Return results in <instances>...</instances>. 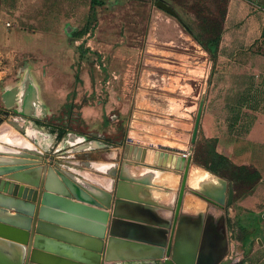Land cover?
Instances as JSON below:
<instances>
[{"label":"rangeland","instance_id":"1","mask_svg":"<svg viewBox=\"0 0 264 264\" xmlns=\"http://www.w3.org/2000/svg\"><path fill=\"white\" fill-rule=\"evenodd\" d=\"M228 2L1 0L0 147L6 148L0 150V194L17 201V183L30 190L39 183L37 189L47 191L50 180L55 189V182L66 179L70 186L114 198L121 181H127L124 194L150 186L159 208L171 214L191 155L186 216L221 211L194 192L191 173L225 180L237 196L224 210L229 244L221 264H264L262 174L217 154L216 142L201 129L192 143L200 110L203 116L209 106L229 107L245 127L253 119L246 110L264 109L256 84L214 85L217 75L236 82L246 73L255 76L239 63L242 54L237 65L222 60ZM236 43L252 44V59H260L264 28L260 36H243ZM26 63L38 84L39 119L24 116L19 106L8 108L3 100L7 87L22 82ZM218 89L229 91L216 99L207 95ZM150 173L171 179L162 183ZM4 182L14 183L12 189L1 188ZM254 187L257 193L245 196Z\"/></svg>","mask_w":264,"mask_h":264},{"label":"water","instance_id":"2","mask_svg":"<svg viewBox=\"0 0 264 264\" xmlns=\"http://www.w3.org/2000/svg\"><path fill=\"white\" fill-rule=\"evenodd\" d=\"M24 70L26 71V75L24 76L22 82L17 86L7 87L4 90L3 100L8 108L19 106L17 111H20L24 116L39 119V109L42 104L40 102L38 85L34 81L32 75L28 72L29 65L27 63L25 64ZM201 118L202 110L198 112L196 119L192 136L193 144L196 143L198 139ZM191 164L192 156L190 155L185 166L182 184L177 198L173 233L175 231L180 213L184 207V198L186 196ZM0 176L2 178V175ZM7 178L16 179L9 176H7ZM49 182L47 184V191H39L37 189L39 187V183L37 186L33 185L32 190H30L29 187L19 186V184L23 185V183L16 184L15 196H13L15 199L22 200L23 203L28 205L27 211H24L21 215L32 218V227H22L0 220V264H33L36 262L33 256L32 258L29 257L30 250H27V245L30 243L31 248L34 239L44 240L48 243H55V241L52 240L53 236L51 234L40 229V225L42 223L79 234L84 238L85 241L77 244L78 246L80 245V248H77V251L80 252L84 259L69 256L71 257L70 264H86V260H89L92 264H104L107 262L106 259L108 255L110 237L109 230L112 228L114 219L118 217H125L116 213L118 204L122 201L121 199H133L135 202H133L131 206L136 208H140L143 205H148L149 207H159L154 200L149 199L148 195H146V197H142L139 191L144 190V188L142 189L133 186L134 190L138 189L135 195L124 194L123 187L125 184H129L127 181H121L120 187L114 198L110 193L103 192L102 190V194H96L93 190L88 188H84L83 190L77 188L76 186H70L66 179H63L61 183L55 182V185L58 186L55 189L50 187L51 184H49ZM10 183L11 186H9ZM13 184L12 182H4L2 183L1 188L11 190ZM194 192L206 202L220 207L221 209H223L226 205H232L233 203V187L231 186L228 191V183L220 178L218 185L205 181L202 182L201 188H196ZM5 193L8 192L5 191ZM149 207L145 216L146 218L143 221L152 227L161 229L164 233H166L165 223L156 222L149 218V216L152 215L150 214L151 210ZM12 231L21 235L22 240L16 241L6 237V234ZM172 240L173 236L167 252L168 259L165 261V264H177L175 259L176 252L173 251L172 254ZM63 241L69 245L74 244V241L72 240L64 239ZM187 248V242L184 244H181V242L178 243L177 250L186 251ZM47 250L48 251H46V253L49 255H55V251L53 249L48 248ZM37 251H39L37 248L34 249V253ZM49 257H51L54 264H57L59 261V258H56L53 255ZM170 257L171 260L169 259ZM136 262H160V259H139L137 261H128L123 263L136 264Z\"/></svg>","mask_w":264,"mask_h":264},{"label":"crops","instance_id":"3","mask_svg":"<svg viewBox=\"0 0 264 264\" xmlns=\"http://www.w3.org/2000/svg\"><path fill=\"white\" fill-rule=\"evenodd\" d=\"M263 22L264 0H229L227 26L222 35L224 42L227 41L228 43L223 42L224 44L220 46V54L223 56L222 60H226L227 63H232V65H237V56L238 54H242L243 58H241L242 60L239 63H241L246 70H254L255 76L246 73L244 78H241L236 82L232 78L220 77L217 75L214 78V85L219 83L222 86L226 83L227 85L238 83L247 86L256 84V91L261 95L259 98L264 100V52H261L259 56L260 59L254 61L251 55L256 47L252 44L241 45L236 43L237 38L243 36L252 38L260 36L264 28ZM250 24L251 26H248ZM2 31L3 30L0 28V34H3ZM228 91L229 89L220 92V89H218L215 93L212 91L207 95L216 99L217 97L225 95ZM245 91L247 94L253 93L247 88ZM222 99L226 100V97L223 96ZM258 111L259 112L246 110L245 112L253 114V119L248 120L245 127H240V122H238L236 118H232L231 108H211L209 106L207 108V113L205 114V110L202 116L200 131H204L206 138L214 139L216 142L217 154L227 158L237 166L247 165L255 167L262 174L264 180V109ZM233 184L235 183L233 182ZM233 189L234 202V198L237 196V190L234 186ZM256 193L257 187H254L248 191L245 196H251L252 194L255 195ZM148 197L156 199L155 201L158 206H160L158 195L152 194V196ZM236 204L239 205L237 202ZM203 208L204 206L201 209ZM150 214H152L149 216L151 220L161 223H165L167 218L171 216V214H167V211L159 207H155V211H151Z\"/></svg>","mask_w":264,"mask_h":264},{"label":"bare ground","instance_id":"4","mask_svg":"<svg viewBox=\"0 0 264 264\" xmlns=\"http://www.w3.org/2000/svg\"><path fill=\"white\" fill-rule=\"evenodd\" d=\"M2 146L4 147L3 149L6 148V146L4 145ZM3 149H1L0 147V150L3 151ZM8 157H9V154H8ZM181 158H182V163L184 164L185 159L183 157ZM10 159L12 158L10 157ZM13 161H16V160L14 159ZM13 161H9V162H13ZM0 163H2V161ZM5 163H8V162L6 161ZM22 175H25V174H22ZM149 176L152 179H162L161 180L162 183L169 181V178H170V177L160 176L157 173H150ZM190 180H192L193 187H196V188H201L202 182H205V181L211 184H215V185L219 184V178L217 176L212 175L209 172H203L199 170H197L196 173H191ZM151 192L152 191H150V186H147L146 188H144V190L139 191L142 197L146 195L152 196ZM176 196L177 194L174 193V197H173L174 201L176 199ZM121 200H122L121 203L118 204L116 213L120 216H125V217L124 218L118 217L114 219L112 228L111 230H109L110 237H109V244H108V255L106 259L107 262L109 263L110 262L112 263L115 261L128 262V261H137L139 259L149 260L150 258L161 259L162 252L164 251L163 247L166 246L168 242V236H166V234L161 229L152 227L148 223L143 221L146 218L145 216L147 214V211L149 210L148 209L149 206L143 205L140 208H136V207L131 206L133 202H135L133 199L123 198ZM154 202L157 203L156 201ZM9 208H11V210L12 209L18 210V213L15 215L10 214L8 210ZM27 208H28V205L23 203L22 200L16 201L8 196L0 194V220H3L4 222H7L13 225L31 228L32 218L21 215L24 211L25 212L27 211ZM149 208L152 212L155 211V207H149ZM191 208H193V206ZM201 211L203 212V210ZM185 212H187L186 209H185ZM213 215L214 217L216 216L215 217L216 219L214 218V220L219 219L222 222L221 224L222 225L224 224L222 212L214 211ZM169 220H170V217L167 218V221ZM40 226H41L40 228L41 230H44L45 232H48L49 234L53 236L52 240L55 241V243L54 242L48 243L44 240L34 239L32 242L31 248H30V243H29L27 245V250L28 251L30 250L29 257L32 258L33 256L34 259L36 260V262H34L33 264H54L51 257H49L51 255L55 256L56 258H59V261L57 262V264H68V263L70 264L71 257L69 256H74L75 258L78 257V258L84 259V257L81 256L80 252L77 251L78 250L77 248H80V245L78 246L77 244L79 242L85 241L83 237H81L79 234L69 232L61 228L53 227V226H50L44 223H42ZM6 235H7L6 237H8L9 239H13L16 241L22 240V236L13 231L8 232V234ZM188 236H189L188 238H191L192 237L191 233H189ZM64 239L72 240L74 241V244L69 245L68 243H65L63 241ZM36 248L39 251L34 253V249ZM48 248L53 249L55 251V255L54 254L49 255L48 253H46V251H48L47 250ZM188 253H189L188 251L177 250L176 257H175L177 264H183V263L185 264L189 262V258L186 257ZM115 255H117L118 258L115 257ZM194 255H195L194 253L191 255L190 263L191 262L193 263ZM86 261H87L86 264H92L89 260H86ZM219 262H220V259H216L213 262V264H218Z\"/></svg>","mask_w":264,"mask_h":264},{"label":"flooded vegetation","instance_id":"5","mask_svg":"<svg viewBox=\"0 0 264 264\" xmlns=\"http://www.w3.org/2000/svg\"><path fill=\"white\" fill-rule=\"evenodd\" d=\"M212 208L213 210L219 208V210H221L220 212L223 213V225L221 224V220H214L216 216L214 217L213 213L206 212L203 218L201 214L199 216H186L183 208L177 221L174 233L173 226L175 213L171 212L170 220L166 221L164 224L166 227L165 234L168 236V242L167 245L163 247L164 251L162 252V258L160 259V262H158L159 264H165V261L168 259L167 252L172 236V254L173 251H177L179 242H181V244H184L185 241L187 242L188 248L186 251L189 253L186 255V257L189 258V262L185 264H213L216 259H220L218 264L223 262L228 252L229 244L228 223L224 219V210L227 208V206H225L223 209L217 206H212ZM189 233L192 235L191 238H188ZM193 253L195 254L193 263H190V258ZM115 257L118 258L117 255H115ZM169 259L171 260V257Z\"/></svg>","mask_w":264,"mask_h":264}]
</instances>
